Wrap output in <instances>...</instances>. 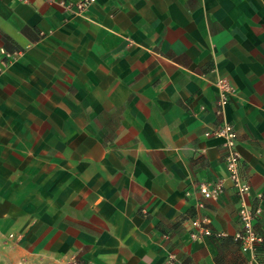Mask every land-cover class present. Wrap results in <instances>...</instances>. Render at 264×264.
I'll use <instances>...</instances> for the list:
<instances>
[{"label":"crops","instance_id":"obj_1","mask_svg":"<svg viewBox=\"0 0 264 264\" xmlns=\"http://www.w3.org/2000/svg\"><path fill=\"white\" fill-rule=\"evenodd\" d=\"M61 1L0 0V264H249L226 121L264 264V0Z\"/></svg>","mask_w":264,"mask_h":264},{"label":"built area","instance_id":"obj_2","mask_svg":"<svg viewBox=\"0 0 264 264\" xmlns=\"http://www.w3.org/2000/svg\"><path fill=\"white\" fill-rule=\"evenodd\" d=\"M96 0H78L76 2L65 3L61 1L62 5L67 7L76 6L80 11L84 10L90 3ZM218 85L221 89V97L219 99L220 105L225 104L229 95L235 93V88L231 85L230 81L223 77L219 79ZM209 132L208 134H210ZM215 134H223L226 137V144L229 147V152L226 155V178L230 179L239 195L241 196V202L239 206V217L241 220V229L234 235V238L241 244L243 251L249 253L248 263H258L257 247L263 241V237L258 234L254 227V221L261 212L260 207H254L250 202L251 187L244 175L240 172V161L241 153L236 147L237 132L233 124L226 121L221 127L212 131ZM224 181H212V182H201L199 189L205 198L217 197L223 190ZM194 224L199 225L198 221H194ZM209 228H203L201 234L193 232L194 238H199L203 234H210ZM175 258L174 254H171L168 258V263H171ZM72 264H78L77 260H73Z\"/></svg>","mask_w":264,"mask_h":264}]
</instances>
